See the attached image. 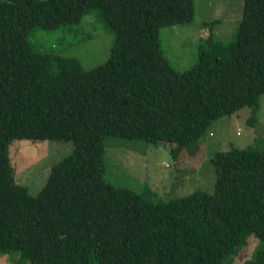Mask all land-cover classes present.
<instances>
[{"label": "trees", "instance_id": "1", "mask_svg": "<svg viewBox=\"0 0 264 264\" xmlns=\"http://www.w3.org/2000/svg\"><path fill=\"white\" fill-rule=\"evenodd\" d=\"M90 9L116 33L104 64L84 70L33 47L34 29L78 23ZM195 15V0H0V255L16 264H230L253 237L243 264H264V149L217 152L211 192L168 200L104 175L108 135L162 142L175 159L197 154L214 120L243 107L255 117L264 0H243L235 40L210 33L197 63L178 72L159 30ZM14 139L72 142L35 195L16 182Z\"/></svg>", "mask_w": 264, "mask_h": 264}, {"label": "rangeland", "instance_id": "2", "mask_svg": "<svg viewBox=\"0 0 264 264\" xmlns=\"http://www.w3.org/2000/svg\"><path fill=\"white\" fill-rule=\"evenodd\" d=\"M243 0H196V15L181 25L159 30L162 53L170 66L185 72L195 65L207 44L205 32L213 28L223 43L235 40L242 16ZM220 17L219 20L216 18ZM116 33L109 28L97 9H90L78 23L51 30L34 29L29 36L36 51L47 55L74 58L84 70L104 64L110 55ZM105 142V178L112 183L144 194L150 188L154 200H168L203 189L211 192L216 174L212 158L231 146L264 149V94L252 117L251 109L214 120L202 137L199 152L173 158L169 145L143 138L108 135ZM71 141L14 139L9 147L16 182L37 194L46 182L51 167L72 151ZM248 243V242H247ZM258 242L250 237L237 254L248 259ZM231 258V257H230ZM237 255L230 264H243ZM0 264H16L0 255Z\"/></svg>", "mask_w": 264, "mask_h": 264}, {"label": "crops", "instance_id": "3", "mask_svg": "<svg viewBox=\"0 0 264 264\" xmlns=\"http://www.w3.org/2000/svg\"><path fill=\"white\" fill-rule=\"evenodd\" d=\"M195 2H196V0H195ZM217 20H219L220 19V17H217L216 18ZM210 33H212L213 34V36L216 34V30H214L213 28H211V30H208L207 32H205V35L204 36H202V38H205V39H207L208 38V36L210 35Z\"/></svg>", "mask_w": 264, "mask_h": 264}]
</instances>
